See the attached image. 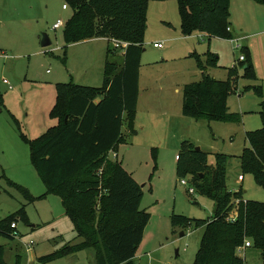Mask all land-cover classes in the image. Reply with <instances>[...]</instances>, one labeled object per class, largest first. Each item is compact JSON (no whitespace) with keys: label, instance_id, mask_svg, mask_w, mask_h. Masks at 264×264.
I'll return each mask as SVG.
<instances>
[{"label":"rangeland","instance_id":"rangeland-1","mask_svg":"<svg viewBox=\"0 0 264 264\" xmlns=\"http://www.w3.org/2000/svg\"><path fill=\"white\" fill-rule=\"evenodd\" d=\"M63 4L66 0H0V220L16 218L17 241L25 248L20 264H96L92 249L45 262L30 255L31 251L40 256L82 241L61 198L47 192L33 162L31 142L60 123L52 113L57 83L73 80L100 87L104 79L107 41L98 38L67 45L64 30L72 9H63ZM230 12L229 27L236 41L202 33L185 36L176 0L149 3L140 67L141 121L136 122L134 134H128L117 150L107 154V159L121 162L143 189L138 212L121 214L134 219L143 212L150 214L136 264H194L196 260L204 227L186 224L185 219L208 220L216 203L199 190L190 193L189 187L195 186L193 172L179 176L176 156L184 139L208 152L211 165L217 153L230 155L229 190H241L246 201L264 203V185L252 173L243 174L240 163L249 143L247 132L264 125V3L231 0ZM58 19L64 25L54 29ZM44 33L52 40L48 47L41 46ZM156 42L164 47L156 48ZM208 53L219 58L218 65L208 67L207 73L221 80H237L238 75L230 70L239 74L237 89L227 102L232 112L241 115V122H198L183 115L184 87L203 78L200 62L206 65ZM241 55L247 60L241 61ZM247 64L252 65L250 71ZM257 87H261V95L255 91ZM240 174L243 181L238 180ZM182 179L191 185L182 184ZM22 188L34 201H29ZM23 209L27 220L15 215ZM112 219L116 220L114 226L121 225L120 218ZM10 241L0 237V244ZM245 243L239 252L245 264H264L262 252L250 239ZM7 260L12 264L9 257Z\"/></svg>","mask_w":264,"mask_h":264},{"label":"trees","instance_id":"trees-1","mask_svg":"<svg viewBox=\"0 0 264 264\" xmlns=\"http://www.w3.org/2000/svg\"><path fill=\"white\" fill-rule=\"evenodd\" d=\"M150 1L66 0L72 9L64 30L67 45L106 38L108 46L103 85L91 87L73 80L57 83V103L52 113L60 123L31 142L33 162L47 192L61 198L66 215L82 239L78 244H66L41 256L42 262L92 249L96 264H136L150 214L143 212L136 219L121 214L138 212L143 189L121 162L107 159V154L122 139L124 114L126 120L132 121L137 110ZM176 1L185 36L204 33L209 37L233 38L228 30L231 0ZM115 42L121 47H116ZM218 58L208 53L206 65L200 62L203 78L185 85L182 112L198 122L238 123L241 115L230 110L227 100L237 89L239 74L230 70V74L238 75L237 80H221L207 73L208 67L218 65ZM251 68V64L246 65L247 70ZM255 91L262 94L261 87ZM246 135L249 143L240 156L243 174L252 173L264 185V125ZM230 158L217 153L215 164L211 165L209 153L196 150L185 139L177 155L179 176L193 172L196 191L216 203L208 220L185 219L186 224L204 227L194 264H245L239 252L248 239L264 255V203L246 201L241 190H229ZM10 184L21 188L14 182ZM102 189L105 194H101ZM21 190L29 201H34L35 197L26 189ZM231 212L237 213L235 220ZM15 215L27 220L25 209ZM112 216L120 218V226H114L116 220ZM15 219L10 216L0 220V237L17 239L11 226ZM6 252V246L0 245V264H9ZM21 259L17 255L15 264H20Z\"/></svg>","mask_w":264,"mask_h":264},{"label":"crops","instance_id":"crops-1","mask_svg":"<svg viewBox=\"0 0 264 264\" xmlns=\"http://www.w3.org/2000/svg\"><path fill=\"white\" fill-rule=\"evenodd\" d=\"M63 9H65L64 8V4H63ZM68 9V8H67ZM55 24V23H54ZM231 31H232V29H231ZM199 34H201V33H199ZM202 34H204V33H202ZM207 35V34H206ZM94 39H98V38H93V39H89V40H85V41H81V42H77V43H86V42H89V41H93ZM103 39H105V41H107V44H108V39H106V38H103ZM232 39H235L234 37L232 38ZM108 46V45H107ZM107 46H106V48H107ZM164 47V46H163ZM156 48H158V47H156ZM105 55H106V51H105ZM104 64H105V60H104ZM103 72H104V69H103ZM6 80V79H5ZM140 82V81H139ZM141 99H142V97H141V93H140V91H139V99H138V104H137V110H136V113H135V115H134V118H133V120L132 121H129V120H126V118H127V114L125 113L124 114V117H125V124H123V127H122V139H121V141H119V143L120 142H122V141H125L126 140V136L128 135V134H134L135 133V125H136V122H138V120L139 121H141V115H140V111H139V105H140V102H141ZM141 106V105H140ZM151 114V113H150ZM124 125H126V127H127V129L124 131L123 130V128L125 127ZM118 143V144H119ZM118 144H117V146H114L113 148L114 149H111L110 150V152H112L113 150H117L118 149ZM109 152V153H110ZM115 152H113V154H114ZM113 154H111L112 156H114ZM116 154H118V153H116ZM178 155V154H177ZM177 157V156H176ZM116 159V158H115ZM33 226V225H32ZM18 239H15L14 241H10V242H8V243H11V244H8V243H3V244H0V245H4V246H6V247H8V251L6 252V259L9 257L10 258V260L12 261V264H15L16 263V260H15V258H16V256L17 255H19V256H21V258L23 259V253H24V250H25V248H23V246L20 244V242L19 241H17ZM28 245V244H27ZM52 252H54V251H52ZM52 252H48V253H46V254H49V253H52ZM46 254H43V255H46ZM30 255L32 256V257H37L38 259L41 257V256H43V255H38L37 253H35V252H33V251H31V253H30ZM12 257V258H11ZM22 259H21V261H22ZM40 260V259H39Z\"/></svg>","mask_w":264,"mask_h":264},{"label":"built area","instance_id":"built-area-1","mask_svg":"<svg viewBox=\"0 0 264 264\" xmlns=\"http://www.w3.org/2000/svg\"><path fill=\"white\" fill-rule=\"evenodd\" d=\"M68 7H69V6H68L67 4H64V8H65V9H67ZM63 25H64V21H63L62 19H58V20L55 22V24L53 25V28H54V29H58V28H60V27L63 26ZM228 30H231V27H228ZM232 40H233V41H236V39H232ZM115 46H116V47H121V45H120L119 42H115ZM123 46H127V44L124 43ZM154 46H155V47H158V48H163L164 44H163L162 42H156V43H154ZM235 47H236V48H239L240 45H239V44H236ZM244 59H245V56H244V55H241V56H240V60L242 61V60H244ZM5 82L7 83V80H5ZM113 155H114V157H117V154H116V153H114ZM100 172H101V171H100ZM238 180H239V181H243V180H244V175H243V174H240V175L238 176ZM181 182H182V184H184V185H189V184L191 185V183H189V181H187V180H185V179H182ZM189 191H190V193H192V194H195V193L197 192L196 189H195V187H193V186H190V187H189ZM236 214H237V213H235V212H231L232 220H235ZM11 226H12L13 229H15V230L13 231L14 236H15L16 238H20V237H19V232L17 231V223H16V222H13ZM31 245H32V242L28 243V247H31ZM245 246H246V243H245Z\"/></svg>","mask_w":264,"mask_h":264},{"label":"water","instance_id":"water-1","mask_svg":"<svg viewBox=\"0 0 264 264\" xmlns=\"http://www.w3.org/2000/svg\"><path fill=\"white\" fill-rule=\"evenodd\" d=\"M51 44H52V40L49 38V36L46 33H44L43 37L41 39V46L42 47H48ZM67 118H66V120H67ZM196 150H201V148L200 147H196ZM201 175H203V174H201ZM182 234H184V233H182Z\"/></svg>","mask_w":264,"mask_h":264}]
</instances>
